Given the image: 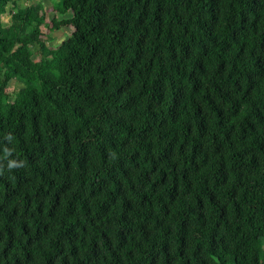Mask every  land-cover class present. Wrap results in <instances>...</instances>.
Masks as SVG:
<instances>
[{"label":"trees","instance_id":"16d2710c","mask_svg":"<svg viewBox=\"0 0 264 264\" xmlns=\"http://www.w3.org/2000/svg\"><path fill=\"white\" fill-rule=\"evenodd\" d=\"M58 1L0 0V264H264V0Z\"/></svg>","mask_w":264,"mask_h":264},{"label":"rangeland","instance_id":"374dc122","mask_svg":"<svg viewBox=\"0 0 264 264\" xmlns=\"http://www.w3.org/2000/svg\"><path fill=\"white\" fill-rule=\"evenodd\" d=\"M21 11L29 12V6L35 4L39 0H16ZM58 0H45V19L40 28L42 37L48 40L49 44L57 47L68 37L72 36L75 32V26H64L59 31H52V20L58 18L63 20H70L72 18L71 14H67L61 17L59 14V9L57 8ZM18 11H11L3 17V23L6 27L10 26L14 20L17 19ZM60 20V21H61ZM72 20V19H71ZM26 81L21 78H16L10 85V91L15 92L16 90L25 87ZM13 99V98H12Z\"/></svg>","mask_w":264,"mask_h":264}]
</instances>
